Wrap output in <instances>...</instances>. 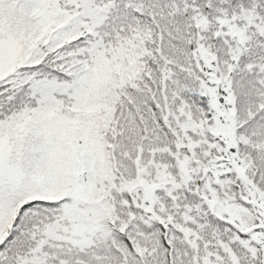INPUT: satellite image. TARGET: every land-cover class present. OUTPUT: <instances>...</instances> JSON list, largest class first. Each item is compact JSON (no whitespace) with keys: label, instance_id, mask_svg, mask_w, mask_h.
Here are the masks:
<instances>
[{"label":"snow or ice","instance_id":"6c2138e0","mask_svg":"<svg viewBox=\"0 0 264 264\" xmlns=\"http://www.w3.org/2000/svg\"><path fill=\"white\" fill-rule=\"evenodd\" d=\"M0 264H264V0H0Z\"/></svg>","mask_w":264,"mask_h":264}]
</instances>
